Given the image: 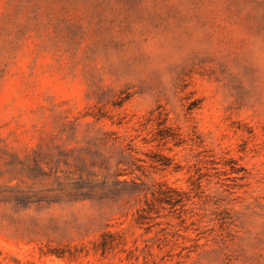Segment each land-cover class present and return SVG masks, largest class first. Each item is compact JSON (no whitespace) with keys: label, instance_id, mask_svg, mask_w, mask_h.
I'll return each mask as SVG.
<instances>
[{"label":"rangeland","instance_id":"obj_1","mask_svg":"<svg viewBox=\"0 0 264 264\" xmlns=\"http://www.w3.org/2000/svg\"><path fill=\"white\" fill-rule=\"evenodd\" d=\"M152 260L264 264V0H0V264Z\"/></svg>","mask_w":264,"mask_h":264},{"label":"trees","instance_id":"obj_2","mask_svg":"<svg viewBox=\"0 0 264 264\" xmlns=\"http://www.w3.org/2000/svg\"><path fill=\"white\" fill-rule=\"evenodd\" d=\"M124 149L120 150V154H123ZM121 161L118 160L116 162V167L120 165ZM219 162H212V165H219ZM221 166L226 169L223 173L227 175H237V169L234 168V160L232 159H226L221 163ZM126 174H133L134 178H131L130 180H120V177L125 176ZM114 180L111 182V186L109 187L110 193H115L118 195H125L128 198H136L139 199L140 197L143 199L144 207H140L136 211V218L134 219L135 224L140 226L143 224L144 220L149 217L150 213L154 211L155 209H163L165 205L170 206L171 208H175L176 206H183L185 200H190V196L187 195V193H180V191L175 190L173 188L168 187L166 184L161 183H155L154 185L149 186L148 184H145L144 182L140 181L137 176L133 172L130 173H123L120 171H117L114 175ZM237 178V176L232 177ZM199 178L194 179L193 177L189 178L190 185L195 186L197 190H200V182ZM234 189V188H233ZM202 195H204L203 191L200 192ZM230 194L232 192H229ZM199 199H202V203L207 205L206 202L209 197L200 195H196ZM155 210V211H156ZM180 217V216H179ZM169 225V224H168ZM109 237L114 238L112 234H103L101 236L102 240L100 241L99 248L96 247V250L99 249L101 253H105L108 249L113 248L114 241L113 240H106L105 238ZM203 245H197V247L202 248ZM151 253H148V256H151ZM153 256V255H152ZM133 257V256H132ZM132 257H126L125 260L129 261ZM136 260L137 258L134 257ZM151 264H157L154 260H152Z\"/></svg>","mask_w":264,"mask_h":264}]
</instances>
